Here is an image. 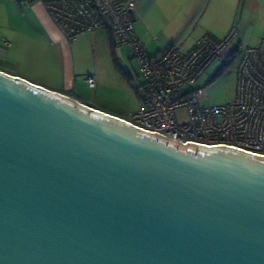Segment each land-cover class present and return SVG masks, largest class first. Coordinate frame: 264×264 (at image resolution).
<instances>
[{
	"label": "water",
	"instance_id": "1",
	"mask_svg": "<svg viewBox=\"0 0 264 264\" xmlns=\"http://www.w3.org/2000/svg\"><path fill=\"white\" fill-rule=\"evenodd\" d=\"M97 110L0 70V264H264V158Z\"/></svg>",
	"mask_w": 264,
	"mask_h": 264
},
{
	"label": "built area",
	"instance_id": "2",
	"mask_svg": "<svg viewBox=\"0 0 264 264\" xmlns=\"http://www.w3.org/2000/svg\"><path fill=\"white\" fill-rule=\"evenodd\" d=\"M21 1H41L67 42L104 30L115 46H129L142 78L140 108L125 116H109L180 147L222 146L264 158V38L256 46L239 47L234 97L227 103L204 105V90L190 86L230 45L234 27L220 38L204 33L186 51L169 44L150 53L135 32V0ZM0 42L8 44L1 35ZM84 80L94 88L93 76Z\"/></svg>",
	"mask_w": 264,
	"mask_h": 264
},
{
	"label": "crops",
	"instance_id": "3",
	"mask_svg": "<svg viewBox=\"0 0 264 264\" xmlns=\"http://www.w3.org/2000/svg\"><path fill=\"white\" fill-rule=\"evenodd\" d=\"M135 3L134 22H143L136 23L135 32L137 28L143 29L145 48L148 52L149 47L154 49L150 53L163 51L169 44H177L186 51L202 34L220 38L232 27L235 28L232 41L242 37L252 43L239 47L256 46L264 38V0H135ZM0 35L8 41V44L0 42L1 71L108 113L78 99L70 89L71 78L77 77L74 71L79 52L78 43L77 50L71 43L80 37L110 40L106 31L87 32L67 42L41 1L0 0Z\"/></svg>",
	"mask_w": 264,
	"mask_h": 264
},
{
	"label": "rangeland",
	"instance_id": "4",
	"mask_svg": "<svg viewBox=\"0 0 264 264\" xmlns=\"http://www.w3.org/2000/svg\"><path fill=\"white\" fill-rule=\"evenodd\" d=\"M136 23L141 25L143 22ZM136 33L143 42V29L137 28ZM77 43L79 52L74 71L77 77L71 78L70 88L75 96L116 115L125 116L137 111L140 108L142 78L137 61L130 57L129 46H115L107 37L106 40L96 38L93 41L80 37L71 43L74 50H77ZM240 44L252 43L242 37L235 38L221 57L213 60L190 86L204 90V105L227 103L234 97ZM148 50L154 51L150 47ZM88 74L95 76L96 87L93 89L88 88L82 79ZM177 114L179 118H184L182 112Z\"/></svg>",
	"mask_w": 264,
	"mask_h": 264
},
{
	"label": "bare ground",
	"instance_id": "5",
	"mask_svg": "<svg viewBox=\"0 0 264 264\" xmlns=\"http://www.w3.org/2000/svg\"><path fill=\"white\" fill-rule=\"evenodd\" d=\"M190 148H192V147H190Z\"/></svg>",
	"mask_w": 264,
	"mask_h": 264
}]
</instances>
